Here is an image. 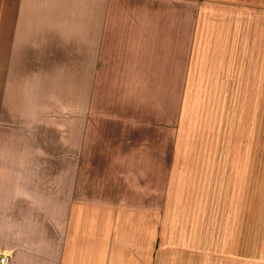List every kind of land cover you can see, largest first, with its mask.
Wrapping results in <instances>:
<instances>
[{
	"label": "rangeland",
	"instance_id": "rangeland-1",
	"mask_svg": "<svg viewBox=\"0 0 264 264\" xmlns=\"http://www.w3.org/2000/svg\"><path fill=\"white\" fill-rule=\"evenodd\" d=\"M44 1L0 0V154L15 164L37 147V116L152 120L138 138L153 165L152 212L122 208L138 248L152 249V264H264V0H210L185 75L153 78L86 75L81 59L57 76L39 68Z\"/></svg>",
	"mask_w": 264,
	"mask_h": 264
},
{
	"label": "crops",
	"instance_id": "crops-1",
	"mask_svg": "<svg viewBox=\"0 0 264 264\" xmlns=\"http://www.w3.org/2000/svg\"><path fill=\"white\" fill-rule=\"evenodd\" d=\"M209 2L44 1L45 8L37 10V65L56 76L58 68L79 67V59L84 74L96 68L98 77L183 76ZM78 18L79 36L74 34ZM68 28L69 35L58 34ZM81 104L88 112L91 103ZM38 106L50 109L56 103ZM138 120L69 111L65 117L37 116V147L13 155L24 157L15 164L1 152L0 256L8 255L5 264H139V253L140 264H147L148 251L152 259L147 244L136 245V230L122 224V208L131 215L153 207V165L142 159L149 155L147 148H139L147 141H138L139 134L152 133L153 122Z\"/></svg>",
	"mask_w": 264,
	"mask_h": 264
},
{
	"label": "built area",
	"instance_id": "built-area-1",
	"mask_svg": "<svg viewBox=\"0 0 264 264\" xmlns=\"http://www.w3.org/2000/svg\"><path fill=\"white\" fill-rule=\"evenodd\" d=\"M8 255H1L0 256V264H5L8 261Z\"/></svg>",
	"mask_w": 264,
	"mask_h": 264
}]
</instances>
